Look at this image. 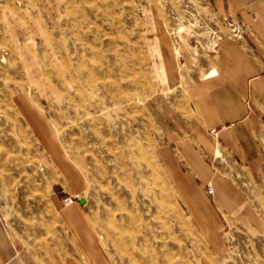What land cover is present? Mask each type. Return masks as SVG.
<instances>
[{
	"label": "rangeland",
	"instance_id": "1",
	"mask_svg": "<svg viewBox=\"0 0 264 264\" xmlns=\"http://www.w3.org/2000/svg\"><path fill=\"white\" fill-rule=\"evenodd\" d=\"M225 36L245 42L246 26L214 0H0L7 227L70 228L74 206L109 264H264V155L239 176L247 211L211 253L156 153Z\"/></svg>",
	"mask_w": 264,
	"mask_h": 264
},
{
	"label": "crops",
	"instance_id": "2",
	"mask_svg": "<svg viewBox=\"0 0 264 264\" xmlns=\"http://www.w3.org/2000/svg\"><path fill=\"white\" fill-rule=\"evenodd\" d=\"M214 6L246 26V41L220 39L210 72L189 85V116L165 133L156 150L211 253L224 246L225 221L247 211L239 176L258 169L264 155V0H214ZM168 71L173 83V57ZM213 129L219 130L217 138L209 133ZM62 213L70 228L18 232L0 214V264H109L76 208L66 206ZM206 264L216 263L207 258Z\"/></svg>",
	"mask_w": 264,
	"mask_h": 264
},
{
	"label": "built area",
	"instance_id": "3",
	"mask_svg": "<svg viewBox=\"0 0 264 264\" xmlns=\"http://www.w3.org/2000/svg\"><path fill=\"white\" fill-rule=\"evenodd\" d=\"M211 133L214 134L215 136L218 135V132H216V130H212ZM208 192L209 193L213 192V188L211 186L208 187ZM73 203H74V200L72 198H66L65 199V204L70 205V204H73Z\"/></svg>",
	"mask_w": 264,
	"mask_h": 264
},
{
	"label": "water",
	"instance_id": "4",
	"mask_svg": "<svg viewBox=\"0 0 264 264\" xmlns=\"http://www.w3.org/2000/svg\"><path fill=\"white\" fill-rule=\"evenodd\" d=\"M85 202H86V200H85V199H82V200H81V203H82V204H84Z\"/></svg>",
	"mask_w": 264,
	"mask_h": 264
}]
</instances>
